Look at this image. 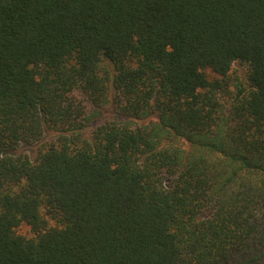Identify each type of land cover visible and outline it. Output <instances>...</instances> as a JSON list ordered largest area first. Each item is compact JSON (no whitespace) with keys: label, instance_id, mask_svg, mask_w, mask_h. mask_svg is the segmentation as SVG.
Returning <instances> with one entry per match:
<instances>
[{"label":"trees","instance_id":"trees-1","mask_svg":"<svg viewBox=\"0 0 264 264\" xmlns=\"http://www.w3.org/2000/svg\"><path fill=\"white\" fill-rule=\"evenodd\" d=\"M0 264H264V0H0Z\"/></svg>","mask_w":264,"mask_h":264},{"label":"rangeland","instance_id":"rangeland-1","mask_svg":"<svg viewBox=\"0 0 264 264\" xmlns=\"http://www.w3.org/2000/svg\"><path fill=\"white\" fill-rule=\"evenodd\" d=\"M246 73H247V66L241 62H236L234 69L230 75L231 79H232L231 88H234V83H235L236 79L244 78L246 76ZM48 137H49V135L47 136V138ZM19 151L24 152V153H28V154H30V153L32 154L34 150L30 146H23V147H21V149H18L17 152H19ZM19 231L22 233H25L27 235H32L30 227L28 225H23L22 227H20Z\"/></svg>","mask_w":264,"mask_h":264}]
</instances>
